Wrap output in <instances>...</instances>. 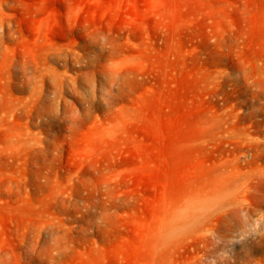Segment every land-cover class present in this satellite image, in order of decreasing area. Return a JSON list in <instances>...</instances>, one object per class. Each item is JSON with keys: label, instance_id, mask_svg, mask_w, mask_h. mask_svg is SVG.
Listing matches in <instances>:
<instances>
[{"label": "rangeland", "instance_id": "obj_1", "mask_svg": "<svg viewBox=\"0 0 264 264\" xmlns=\"http://www.w3.org/2000/svg\"><path fill=\"white\" fill-rule=\"evenodd\" d=\"M0 264H264V0H0Z\"/></svg>", "mask_w": 264, "mask_h": 264}]
</instances>
